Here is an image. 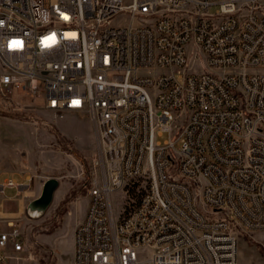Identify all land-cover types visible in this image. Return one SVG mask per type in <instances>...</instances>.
<instances>
[{"label":"built area","instance_id":"2783aa9c","mask_svg":"<svg viewBox=\"0 0 264 264\" xmlns=\"http://www.w3.org/2000/svg\"><path fill=\"white\" fill-rule=\"evenodd\" d=\"M19 91L94 129L69 264H239L238 227L264 231V0H0L2 107ZM26 186L0 182V264L35 262L2 200Z\"/></svg>","mask_w":264,"mask_h":264},{"label":"rangeland","instance_id":"374dc122","mask_svg":"<svg viewBox=\"0 0 264 264\" xmlns=\"http://www.w3.org/2000/svg\"><path fill=\"white\" fill-rule=\"evenodd\" d=\"M19 109L0 104V182L13 178L25 183L4 191V207L15 212L25 239L31 264H69L74 250V233L86 216L92 178L99 171L95 134L90 118L67 112L55 118L39 99L18 92ZM60 182L52 204L39 218L27 214V206L42 192L49 178ZM146 183H129L111 195L116 215H123L139 201ZM239 264H264V231L238 227ZM25 255V254H24Z\"/></svg>","mask_w":264,"mask_h":264},{"label":"water","instance_id":"95a60500","mask_svg":"<svg viewBox=\"0 0 264 264\" xmlns=\"http://www.w3.org/2000/svg\"><path fill=\"white\" fill-rule=\"evenodd\" d=\"M59 185L60 182L57 178L52 177L47 179L43 184L40 196L28 204L26 209L27 214L32 218L41 217L52 204Z\"/></svg>","mask_w":264,"mask_h":264},{"label":"crops","instance_id":"0c3cea01","mask_svg":"<svg viewBox=\"0 0 264 264\" xmlns=\"http://www.w3.org/2000/svg\"><path fill=\"white\" fill-rule=\"evenodd\" d=\"M7 179H8V178H7ZM5 180H6V179H5ZM5 180H4V181H5ZM4 181H3V182H4ZM19 183H20V182H19ZM22 184H25V183H22ZM25 185H26V184H25ZM2 200H3V204H4V202H5V198H3ZM72 260H73V252L71 253L70 263L72 262Z\"/></svg>","mask_w":264,"mask_h":264}]
</instances>
